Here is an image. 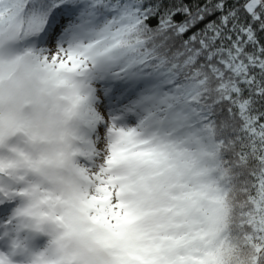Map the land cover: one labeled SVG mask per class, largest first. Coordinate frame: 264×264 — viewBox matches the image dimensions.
<instances>
[{
  "label": "snow or ice",
  "instance_id": "6c2138e0",
  "mask_svg": "<svg viewBox=\"0 0 264 264\" xmlns=\"http://www.w3.org/2000/svg\"><path fill=\"white\" fill-rule=\"evenodd\" d=\"M0 239L28 264H264V0H0Z\"/></svg>",
  "mask_w": 264,
  "mask_h": 264
},
{
  "label": "clouds",
  "instance_id": "9594fccd",
  "mask_svg": "<svg viewBox=\"0 0 264 264\" xmlns=\"http://www.w3.org/2000/svg\"><path fill=\"white\" fill-rule=\"evenodd\" d=\"M35 87H38V84L34 82L33 84L29 85V87L25 90V94H34ZM8 113H9V108H8V105L6 104L5 105V119L6 120L8 117ZM23 113L26 118V121L29 124H31L29 131L31 132L32 136H39L41 134H44L50 131H55L57 134L59 133L60 129L58 128L53 129V128L47 127L48 115L44 113L43 110L39 108L38 106L26 105L23 108ZM55 231L56 229L55 227H53V233H55ZM38 235H44L49 238L46 247L50 244L51 241H53L56 238L54 234L50 235L47 232H41V233H38Z\"/></svg>",
  "mask_w": 264,
  "mask_h": 264
},
{
  "label": "rangeland",
  "instance_id": "374dc122",
  "mask_svg": "<svg viewBox=\"0 0 264 264\" xmlns=\"http://www.w3.org/2000/svg\"><path fill=\"white\" fill-rule=\"evenodd\" d=\"M20 235H21L22 238L27 237L25 234H23V232H21ZM31 242H32V237H28V239H27V244L29 245ZM46 245H47V244H46ZM46 245H43V247H42V249H41L40 251L44 250L45 247H46ZM32 247H33V248H36V243L32 242ZM40 251H39V252H40ZM36 253H37V252H36Z\"/></svg>",
  "mask_w": 264,
  "mask_h": 264
},
{
  "label": "bare ground",
  "instance_id": "6f19581e",
  "mask_svg": "<svg viewBox=\"0 0 264 264\" xmlns=\"http://www.w3.org/2000/svg\"><path fill=\"white\" fill-rule=\"evenodd\" d=\"M32 251V250H31Z\"/></svg>",
  "mask_w": 264,
  "mask_h": 264
}]
</instances>
